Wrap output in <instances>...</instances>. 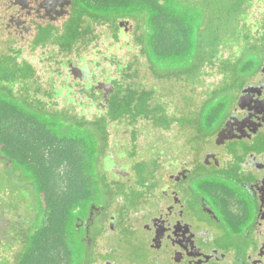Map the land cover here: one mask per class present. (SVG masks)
I'll return each instance as SVG.
<instances>
[{
	"label": "flooded vegetation",
	"instance_id": "1",
	"mask_svg": "<svg viewBox=\"0 0 264 264\" xmlns=\"http://www.w3.org/2000/svg\"><path fill=\"white\" fill-rule=\"evenodd\" d=\"M90 2L91 5L95 4L92 7H96V11H107L109 18L103 19L88 12L85 5ZM255 4L258 8H254ZM263 4L264 0H241L239 4L241 27L248 31L252 29L257 35V42L250 51V54L253 51L255 62L246 71L244 79L218 120L199 139L202 143L199 146L194 144L193 150L189 148L182 156L178 152V142H170L172 148L169 153L164 139L161 140L162 146L156 148V153H159L156 157H160L163 163H166L167 156L169 162L176 164L174 170L168 169L170 164L165 168L158 164L156 174L162 175L164 182L155 183L153 175L148 181L144 177L142 181H146L138 187V192L132 193L136 196L135 199L130 200L128 208L121 205L118 214L112 200L120 202L121 195L113 194L118 185L123 188L127 183V173H133L123 167L113 168L107 178L105 165L102 166L104 171L99 170V162L104 160L105 148H93L95 162H91L87 156L88 171L84 174L81 172L84 178L73 187L78 193L69 202L71 211L66 215L65 232L61 238L67 255H62L60 261L52 264H92L97 259H104L105 264H121L119 255H115L122 247L118 243L119 239L122 238L121 235H130L138 229L147 235L144 243L151 260L149 264H264ZM105 5L104 0H0V65L5 64L6 74L9 73L7 77L1 73L0 81L3 85H10L12 89H17L19 83L28 81L27 86L22 88L21 96L6 99L20 103L25 96L28 99L27 106L5 107L13 112L39 110V115L34 118L37 122L31 123L33 129L30 137L36 136L42 140L51 134L57 136L53 147H38L39 153H43L45 158L50 157V151L57 152L66 148L68 134L69 137L79 139L83 127L96 126L92 120L104 109L109 95L115 90L116 80L120 77L119 73L114 75V65L117 70L120 61L115 56V51L119 40L127 42V36L123 37L127 27L121 25L119 17L115 18L114 4L108 2ZM97 25L109 26L108 35L112 40L107 49L95 47L100 50L104 66L100 59L87 61L86 54L81 53V50L99 38L95 32ZM72 27L81 34L66 48L63 45L64 39H61ZM83 33L86 34L83 36ZM131 34L135 41L136 25ZM113 46L115 51H112ZM37 49L47 54L46 59H40L42 64H47L48 71L44 74L38 72L39 66L34 63V59L24 56L26 50L31 52ZM72 53L74 57L70 56ZM95 63L97 71L93 67ZM22 66L33 69L34 73L20 78L18 71ZM99 78H103V81ZM49 79L50 87L47 86ZM35 82L37 88L33 90ZM98 93L101 94V99H98ZM78 94L84 95L90 104L94 100L97 102L95 117L85 123L81 120L85 118L82 110L81 113H76L75 106L67 105ZM191 95L195 100L193 91ZM0 97L4 98L3 95ZM68 114L74 121L67 122ZM48 116L59 121L52 122V118L49 120ZM73 124L74 128L71 127ZM113 125L117 126L118 123H106L107 127ZM134 125L135 123L127 125L129 132L125 130L121 134L128 135L132 145L137 138V128ZM66 127H71L73 132L67 131ZM92 134L99 137L96 131ZM108 137L109 133L106 131V145ZM168 140L177 139L171 137ZM79 144L82 145L77 142L76 146ZM21 148V145H14L9 149L6 142H0V264H38V259L39 262L41 259L40 255L36 257L35 254L40 253L38 242L44 237L43 231L47 225L48 208H44L46 193L33 183L34 177L23 176L18 162V155L21 156L19 152L25 150ZM135 148L133 154L130 153L132 150L126 153L130 158L129 169L132 170L137 163L148 160L151 152H146L144 147L139 158H135ZM77 149L78 146L75 152ZM143 154L147 158H141ZM188 171L195 180L201 181L197 182L196 190L190 191V194ZM100 172L104 174L101 175ZM93 174L99 179L104 178L107 183L100 180L94 182ZM222 174L225 177L220 179ZM231 174L236 181L229 178ZM64 183L63 190L69 193L68 181L65 179ZM142 186L144 190L140 195ZM38 202L41 204L40 208ZM25 204L28 208L23 207ZM140 206L145 212L137 219L139 224L135 227L136 220L131 221L128 216L130 210ZM102 239L109 246L105 251L99 250Z\"/></svg>",
	"mask_w": 264,
	"mask_h": 264
},
{
	"label": "trees",
	"instance_id": "2",
	"mask_svg": "<svg viewBox=\"0 0 264 264\" xmlns=\"http://www.w3.org/2000/svg\"><path fill=\"white\" fill-rule=\"evenodd\" d=\"M104 1L106 5L108 2L111 5L114 4L116 19L121 16H131L137 21L135 41L138 43L142 54L137 56V51L133 62L129 61L117 66L120 77L116 80L115 90L109 95L104 109L98 112V115L92 120L96 126L93 128L83 127L80 130L82 136L79 139L68 137L65 149L57 152L56 150L50 151V157L45 158L43 153H39L38 147L40 145L53 147L57 136L51 134L42 140L36 136L30 137V131L33 129L31 123L37 122L34 118L39 114L26 110L13 112L6 109L5 106H27L28 99L25 96L19 101L20 103H13L5 98L0 99V142H6L9 149H12L14 145H21V149H25L23 152H19L21 156L17 154L19 166L27 171L33 170L37 179L42 181L40 190L46 193L44 208H48L46 211L48 214L47 225L43 231L44 237L38 242L40 253L35 254L36 257L41 256L40 262L37 258L38 264H47L49 261L52 264L60 261L62 255H67L61 239L65 232L66 215L71 211L69 202L78 193L73 187H76L84 178L81 173L83 156L75 152L78 146H76L77 142L82 143L85 155L89 156L91 162H95L93 148L102 150L106 147L104 139V134L108 131L106 123L127 122L134 124L139 120L146 121L151 118L159 126L166 122L170 123V127L167 126L165 130L173 128L177 132L180 131L183 138L189 136L187 139L195 144L218 120L231 101L239 82L231 81L232 85H228L223 78H226L230 73L233 75L239 73L237 71L240 64L235 59L240 58V56L235 54L234 49L240 43V30L243 29L238 24L240 20L238 9L241 0ZM91 3L85 5L88 12L103 19L109 18L107 11L104 9L96 11V7H92L95 4L91 5ZM169 20L177 25L178 32L182 37L171 43H165L164 37L159 38L156 28ZM75 30V27L68 29V34L61 39H64L63 45L66 48H69L70 44L81 34ZM85 34L83 33V36ZM245 38L244 36L243 39ZM248 48L247 50H249ZM149 53L155 54L154 60H162V65L154 64L148 57ZM246 54L247 57L244 56L245 54L242 55L243 58L247 59L243 62V69L252 65L248 59L251 55L250 51ZM141 57L145 59V62L139 61ZM166 60L168 62L164 63ZM233 61H235L236 66ZM140 67H143L142 73ZM208 73L219 77L208 80L206 79ZM149 75L172 76L176 81H179L182 86H180L181 91L176 94V97L182 96V99L185 100L184 105H181L180 101L178 104L176 103L175 94L174 97L167 98L169 101H164L160 95H156L157 87L152 88L151 81L146 80ZM145 76L146 78L143 80ZM191 91L195 94V100L192 98ZM81 120L84 123L88 121L85 118ZM185 120L189 124L187 127H192L189 129L192 131L189 134L188 128L182 129L181 126ZM51 121L59 120L52 118ZM70 121L74 120L68 114L67 122ZM4 122H7V125L3 127L2 123ZM172 122L174 125L171 127ZM95 131L99 137L92 134ZM157 131H164V129L159 130L157 128L155 132ZM133 149H130L132 150L130 151L131 154H133ZM25 154H40V158L25 159L23 157ZM63 162L70 170V174L66 176L69 193L63 189L58 192L54 181L55 168H58ZM139 164L146 165L143 161L137 163L135 168ZM144 168L141 166L139 170ZM37 186L39 187L38 184ZM63 249L65 250L64 253H62Z\"/></svg>",
	"mask_w": 264,
	"mask_h": 264
},
{
	"label": "rangeland",
	"instance_id": "3",
	"mask_svg": "<svg viewBox=\"0 0 264 264\" xmlns=\"http://www.w3.org/2000/svg\"><path fill=\"white\" fill-rule=\"evenodd\" d=\"M254 6H255L254 8H258L257 4H255ZM262 6H264V4ZM118 19L121 21V23H122L121 25H123V27H127L126 28L127 32L125 34H123V37L127 36L128 40L126 43H124L122 40L121 41L119 40L117 42L118 49L116 51L114 50L115 46H116L115 45L112 47V51H115V56L117 57V59H120V61L118 62L119 65H123L124 63L126 64L129 61L133 62V60L135 59L134 55L137 54V51H138L137 56H139V55L141 56L142 52H140L139 45H138V43H136L134 41L133 35L131 34V30L133 29V26H135V25L137 26V21L133 17L128 18V17H124V16H121ZM238 24H239V26H241L240 20H239ZM156 30L159 33V38L164 37L163 41L165 43H171V42L175 41L176 39H181V37H182L180 32H178L177 25L170 20L165 21L160 26H157ZM109 31H110L109 26H106V25H97L96 26L95 32H97V36L99 38L97 40L93 41L92 44H90L86 49L81 50V53L86 54L85 58L87 59V61H89V60L95 61L97 59H100L102 66H104L105 62L103 61V58L100 55V50H98V49L96 50L95 47L100 46L101 48L107 49L109 46H111L112 40L108 35ZM240 33H241L240 43H238L234 49L235 54L240 56V58L235 59L236 62L240 64L239 70L237 71V73L238 72L239 73L236 75H233L230 73V75H228L226 78H223V79H225V81H227L226 83L228 85H230V84L232 85L231 81H239L237 83L236 90L240 86L241 81L244 79V76L246 75L245 74L246 71L249 69V68L243 69V65H244L243 62L247 61V59H245L243 57L244 56L247 57L246 53L251 51L252 50L251 48H253L255 42H257V39H256L257 35L254 32V30L251 29V31H248L245 28H243L240 30ZM244 36L246 37L245 39H243ZM143 43L145 45V42H143ZM128 45L130 47H127ZM247 47H249L248 48L249 50H247ZM25 52L26 53L24 56L28 59H34V63L39 66V68H38L39 73L44 74L45 71H48V70H46V69H48L47 64L44 65L40 61V59H43V60L46 59L47 54H45L44 51H41V49H37V50L31 51V52L26 50ZM73 54L74 53H72L70 56L74 57ZM243 54H245V55L242 56ZM154 55H155L154 53H149V55H148L149 59L152 62H154V64L162 65L161 64V63H163L162 60L157 61V60L153 59ZM248 59H249L251 64H253L255 62V57L253 55V51L251 52V56H249ZM139 61L145 62V59L141 57V58H139ZM165 62H168V61L166 60V61H164V63ZM233 63L235 65V61H233ZM4 65H0V75H1V73H3L4 76H6V75L9 76L8 72L6 74L7 69H6V66L4 67ZM89 67H91V66H89ZM93 67H94V70H96V71L98 70L96 63L94 64ZM114 67H115V74L114 75L117 76L118 71L116 70V65H114ZM140 68H141L140 71L142 73L143 67H140ZM33 73H34L33 69L30 70L28 67H23V66L18 71L20 78H23L25 75H28V74L32 75ZM208 75L209 76L206 78L208 80L217 79V77H219L217 75L212 76V74H209V73H208ZM152 76L149 75V77H147V78L145 76L143 80H145V78H146V80L148 79L147 81H149V80L151 81V84L153 85L152 88L157 87L156 88L157 90L155 91L156 95H160L164 99V101H169V100H167V98L172 97V96L174 97V94H175L176 103L178 104V102L180 101V104L184 105L185 100L182 99V96L176 97V94H178V92L181 91L180 86H182V85H180L179 81H176L172 76H167V77H164V76L162 77L161 75L153 76V77ZM99 80L102 82L103 78H99ZM50 83L51 82L49 79L47 86L50 87L51 86ZM27 84H28V81H26L24 83H19L17 89H12L10 85L5 84V83L3 85L0 81V96L3 95L5 99H10V98L16 96L14 98L17 99L18 98L17 96H19V95L21 96L22 88L27 86ZM2 86H3V88H1ZM36 88H37V82H35V86L33 87V90H36ZM15 90H17L18 93L15 94ZM73 90H76V89L73 88ZM193 90H194V88H193ZM81 95L78 94V96H75L74 101H70L67 105L75 106V108H76L75 110L77 111L76 113H81V110H82L85 118L93 119L95 117V114H96L95 110L97 107V102L94 100V102L92 104H90V103H88L87 98H85L84 95L83 96H81ZM98 97H99L98 99H101L100 93H98ZM80 99H83V100L81 101ZM61 104H63V102ZM165 109H166V107H165ZM34 110H36L37 112L39 111L37 109H34ZM167 110H168V108H167ZM48 117H49V120L52 118L51 116H48ZM167 117H169V116L167 115ZM187 118L189 119V117H187ZM154 122L151 120V118H148L146 121L145 120H139L137 123H135L134 128L135 127L137 128V130H136V133H137L136 137L137 138L134 141V144H133L134 146L131 144V140H130L128 135L127 136L121 135L122 132H124L125 130H127V132H129L130 128L127 127V125H129V123H127V122H121V123L116 122V123H118L117 126L113 125V126L108 127V133H109L108 143L105 147V151L103 152L104 160L101 159L99 162V170H103L102 166L105 165V168L107 169V170L105 169L106 170L105 175L107 176V178L110 177L109 172L112 173L113 168L117 169V168L123 167V168L131 171V173H133V174L127 173L128 174L127 179H126L127 183H125L123 188L118 185L116 187L117 190L113 194V196L114 195L116 196V194L121 195L120 202H114L112 200L113 206L118 211V214H119V211L121 209L120 208L121 205H124L125 208L129 207L130 200H134L136 197L132 193H137L138 187L140 188L141 185L144 183V181H146V180L148 181V179H151L152 175L154 178L153 181L155 183L158 184L160 182H164V180L162 181L163 178H161L162 175L160 176V175L156 174V168H157L158 164L163 165L164 168L166 165L170 164L168 169H173V170L175 169L176 164H173L172 161L169 162V157L167 159L166 155H164V156H166L165 157L166 163H163V161L161 160L160 157H158V158L156 157L157 154L159 155V153H156L158 151L156 148L157 147L160 148L163 144V141H161V140H163V139L166 140L165 147L168 149V153L171 151V148H172V145L170 142H172V143L178 142V144H179V146H178L179 151L178 152H179V154H181V156L184 155L186 153L185 151H187L189 148L191 150H193V148H194V143L191 140L187 139L189 136L187 138H185V136H184V138H185L184 139L181 136L180 131L177 132V130L175 131V129H173V128H170L171 130H165V129H167V126L170 127V123L166 122L165 124H162V126H164V127H162V126L155 124ZM2 125L4 127L5 125H7V122L2 123ZM148 125H149V127H148ZM173 125H174V123L172 122L171 127ZM181 126H182V129L188 128V130H187L188 134H189V132H192L191 130H189L192 127L191 126L187 127V126H189V124H187L186 120H185L184 124H181ZM71 127L74 128L75 124H73ZM71 127H66V130L72 131L73 129ZM157 128H159V130L164 129V131L155 132L157 130ZM67 136L69 137L70 134H68ZM171 137H174L177 140L176 141L168 140V139H171ZM66 141H65V143H66ZM151 141H153V143H151ZM182 142L186 143V146H183ZM201 143L202 142H200V140H197L195 142V146H197V145L199 146ZM135 146H137V147L135 148ZM144 147H146V152L151 150V152L149 154L151 159L144 161L146 165L139 164L136 168L133 167V170L129 169L128 162H130L129 161L130 158L127 156L126 153L131 148H135L137 151H135L134 156H135V158H139V156H140L139 153L142 152L141 149ZM77 152H78V155L83 156V161H82L83 171H82V173L84 174L88 171V169H87L88 159H87V156L85 155L83 145H81V144L78 145ZM121 154L122 155L125 154L126 156H122ZM46 156H48V155L46 154ZM23 157H25V159L32 157V160L40 158L39 155H33V154H25ZM141 158L145 159V158H147V155L143 154L141 156ZM158 159H159V161H158ZM141 166L145 167L144 169H142L143 171L139 170V168ZM20 170L23 171L24 177H27V178H29L30 176H31V178L34 177L35 180L32 179L33 183L35 185L38 184L39 189H41L40 185H41L42 181L37 179L33 170L27 171L24 168H22ZM217 171H218V169H217ZM69 172H70V170L68 169V166L66 164H62L58 168H55V180L54 181H55V184L57 186L58 192L64 188V185L66 183V182L64 183V181H65V179L67 180L66 176L70 174ZM214 172H216V171H214ZM100 173L102 175L103 172H100ZM1 174L2 173L0 171V176H2ZM189 174L190 173L188 171L187 172V176H189L188 177V183L190 184L188 189H189V194H190V191L192 192V190H196L198 183H200L201 181L198 182L199 179L195 180V178H193L192 175H189ZM111 175L113 177L115 176V174H111ZM225 175H228V174H225ZM24 177H22V178L24 179ZM222 177L224 178L225 176L222 174L220 179H223ZM143 178L146 180L142 181ZM229 178H232L233 181H236V178L232 174L230 175ZM229 178H227V179H229ZM92 179L94 182H97L100 180L101 182L107 183V180H104V178H102V177H100V179H99L98 176L95 174L92 175ZM203 179L204 178H201V180H203ZM101 182H100V184H101ZM202 183H204V182H202ZM97 184H99V182ZM152 188H154V187H152ZM122 190L125 191V193H123ZM142 190H144L143 186L140 189V195L143 194ZM189 202L191 204L190 200H189ZM40 205L41 204L39 203L38 204L39 208H40ZM25 206H27V208H28L27 204L23 205L24 208H25ZM144 212H145V209H143L141 206L130 210L128 218L131 221L136 220L135 227H138L139 222L137 219H140L143 216ZM7 216L10 217L9 215H7ZM121 217H123V215ZM117 229L119 230V225L117 226ZM121 237H122L121 239L118 238L119 239L118 243L120 245H122V247H121L120 251L115 252V255H117V254L119 255L118 258H119V260H121V264H131V263L135 264L138 262H141L143 264H149V261L151 262L150 257L148 256L149 255L148 254L149 252L147 251L148 248L146 247V245L144 243V239H146V237H147L146 232H143L142 230L138 229L135 232H132V234H130V235L129 234L128 235L123 234V235H121ZM101 245L102 246L99 249L101 251H105L109 247L108 243L105 239H102ZM120 255L122 257H120ZM105 262L106 261L104 259H97V261H95L92 264H105ZM55 263H57V262H55Z\"/></svg>",
	"mask_w": 264,
	"mask_h": 264
}]
</instances>
